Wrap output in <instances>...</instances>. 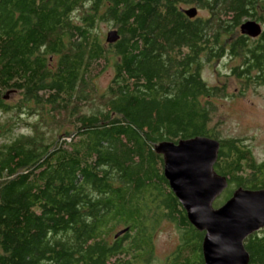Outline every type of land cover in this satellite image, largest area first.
<instances>
[{
    "label": "trees",
    "instance_id": "1",
    "mask_svg": "<svg viewBox=\"0 0 264 264\" xmlns=\"http://www.w3.org/2000/svg\"><path fill=\"white\" fill-rule=\"evenodd\" d=\"M86 1L88 15L76 24L72 13ZM182 4L208 16L188 18ZM105 20L119 34L108 49L92 31ZM247 20L264 27V0H0V115L19 121L34 106L44 113H35L37 125L49 114L73 128L49 141L37 125L15 135L11 118L0 120V264H150L162 220L180 231L162 264H204L203 233L188 222L154 149L215 139L214 171L228 181L223 203L236 189H264V162L211 126L210 101L226 89L201 76L205 63L226 57L228 76L264 83V28L241 35ZM110 57L114 76L99 109L78 111L86 101L78 89ZM119 227L128 231L111 240ZM243 245L249 264H264V228Z\"/></svg>",
    "mask_w": 264,
    "mask_h": 264
},
{
    "label": "water",
    "instance_id": "2",
    "mask_svg": "<svg viewBox=\"0 0 264 264\" xmlns=\"http://www.w3.org/2000/svg\"><path fill=\"white\" fill-rule=\"evenodd\" d=\"M188 18L197 15L195 7L181 8ZM241 35L256 38L261 26L253 21L243 22ZM119 39L117 31H109L108 43ZM219 142L196 136L177 143L163 141L155 152L163 157V175L169 188L186 213L188 222L203 233L201 244L204 264H249L244 240L264 228V189H236L221 206L213 202L228 187L227 178L214 171ZM128 231L120 230L115 238Z\"/></svg>",
    "mask_w": 264,
    "mask_h": 264
},
{
    "label": "rangeland",
    "instance_id": "3",
    "mask_svg": "<svg viewBox=\"0 0 264 264\" xmlns=\"http://www.w3.org/2000/svg\"><path fill=\"white\" fill-rule=\"evenodd\" d=\"M90 1H86L83 7L76 9L72 13V19L77 24H80L82 18L88 15ZM181 8L189 9L196 7L195 5H181ZM198 17L205 18L208 13L197 8ZM104 10H101L102 13ZM92 31L97 36L102 46L108 49L110 43L106 41L109 31H118L117 27L111 20L95 21ZM264 28L263 26H261ZM118 33V32H117ZM240 33V31H238ZM112 45V43H111ZM111 55V53H110ZM113 58L110 57L108 63L103 66L97 65L98 69L93 72L88 85L78 89L80 97L78 100L77 109L82 113H91L98 110L100 107L99 97L106 94L111 80L114 76ZM234 63L228 58H223L216 61L207 62L203 65L201 76L209 86H223L226 91V96L215 97L211 99L213 105L212 123L211 126L216 130L217 136L222 139L238 138L244 145H247L252 152L253 157L257 162H264V83L258 85H243L240 81L232 76H228L229 69ZM20 98L17 94L9 96L8 102L15 104ZM8 99V98H7ZM84 101L85 103L81 104ZM31 113L24 115L17 121L19 114H3L0 115L1 123L8 121L12 133L15 135L32 133V125H37V114L44 116V113L38 111L34 106H30ZM34 113V114H33ZM47 120H43L47 125L39 123L37 125L38 132L43 133L49 141L59 133L71 131L73 128L67 122L64 116H58L52 119L49 114ZM44 118V119H45ZM51 119V120H50ZM16 122V123H15ZM3 140H0V144ZM213 202V207H219L223 201L222 195ZM220 203V204H219ZM122 230L119 227L111 236ZM153 242V261L150 264H162L166 258L175 250L180 243V231L173 222L162 220L152 237Z\"/></svg>",
    "mask_w": 264,
    "mask_h": 264
}]
</instances>
